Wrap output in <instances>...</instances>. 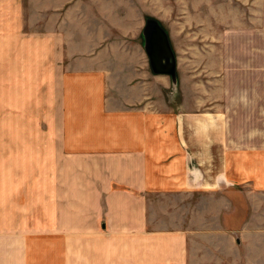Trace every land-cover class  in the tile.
Returning a JSON list of instances; mask_svg holds the SVG:
<instances>
[{
  "label": "crops",
  "instance_id": "crops-1",
  "mask_svg": "<svg viewBox=\"0 0 264 264\" xmlns=\"http://www.w3.org/2000/svg\"><path fill=\"white\" fill-rule=\"evenodd\" d=\"M107 2L0 0V264H264V0L195 1L157 104Z\"/></svg>",
  "mask_w": 264,
  "mask_h": 264
},
{
  "label": "rangeland",
  "instance_id": "rangeland-1",
  "mask_svg": "<svg viewBox=\"0 0 264 264\" xmlns=\"http://www.w3.org/2000/svg\"><path fill=\"white\" fill-rule=\"evenodd\" d=\"M111 1L115 3L116 0ZM195 1L199 2V0H120V13L123 14L120 21L122 26V38L121 40H116L114 47H110V44L106 47L103 46V52L111 54L118 51L119 53L127 55L128 58L132 59L131 61H127V64L135 66L137 70L139 69L137 73L138 76L140 74L139 78L143 79L146 74L150 75L152 71L149 67L148 59L142 46L141 30L144 26V18L152 17L161 24L169 35V40L176 60V71L178 70V73H180L181 76L184 74L192 75V72L200 66V59H196L197 62L194 63L195 42L198 44L201 43L203 48H208L210 33L209 25L202 28L199 26L198 18L200 14L196 11ZM207 1H209L207 2V11L209 12L211 0ZM213 1L215 2V0ZM253 1L254 0H217V3L220 8L222 6H229L232 4L234 7H237L238 5L247 6ZM109 3L110 0H108L107 4ZM163 11L170 12V14H168L169 18L166 22H162L160 19H157L160 17V13L164 14ZM163 25H167L168 28H165ZM201 33L202 40H195L194 38H200L199 36ZM84 52L89 51L85 50ZM155 77L157 78H153V87L155 89V104H157L160 103L157 102L158 100H162L161 91L167 92L166 88L168 86H170V91L174 88L171 84L169 76L163 77L159 75ZM162 80L163 82H161ZM130 83L132 82L130 81ZM170 93L167 96H170ZM157 96L159 97L157 98ZM156 107H158V105H155V108ZM30 192L32 193V191ZM154 198L155 200H160L150 201L151 206L152 203H155L159 207V215H164L165 211H167L169 207L175 206L176 202H178L164 199L161 196L154 195ZM192 204V202H187L185 205L190 208ZM203 207H205V205ZM201 212H205L203 208H201ZM157 217L158 215L154 218ZM156 226L162 228L168 227L165 224L159 223H157Z\"/></svg>",
  "mask_w": 264,
  "mask_h": 264
},
{
  "label": "water",
  "instance_id": "water-1",
  "mask_svg": "<svg viewBox=\"0 0 264 264\" xmlns=\"http://www.w3.org/2000/svg\"><path fill=\"white\" fill-rule=\"evenodd\" d=\"M141 39L152 73L168 75L174 88L172 91L176 92L178 88L176 60L167 31L156 19L146 17Z\"/></svg>",
  "mask_w": 264,
  "mask_h": 264
}]
</instances>
